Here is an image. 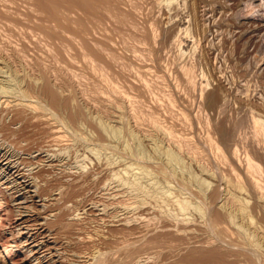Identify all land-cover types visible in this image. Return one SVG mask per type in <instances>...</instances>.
Segmentation results:
<instances>
[{
	"label": "rangeland",
	"instance_id": "1",
	"mask_svg": "<svg viewBox=\"0 0 264 264\" xmlns=\"http://www.w3.org/2000/svg\"><path fill=\"white\" fill-rule=\"evenodd\" d=\"M0 77L42 264H264V0H0Z\"/></svg>",
	"mask_w": 264,
	"mask_h": 264
},
{
	"label": "bare ground",
	"instance_id": "2",
	"mask_svg": "<svg viewBox=\"0 0 264 264\" xmlns=\"http://www.w3.org/2000/svg\"><path fill=\"white\" fill-rule=\"evenodd\" d=\"M214 7V6H213ZM213 10V9H212ZM215 13V12H214ZM220 13V12H219ZM222 14V13H221ZM212 18V17H211ZM222 18V16H221ZM217 19V18H216ZM220 20V19H219ZM223 21V20H222ZM217 22V21H216ZM215 22V23H216ZM221 23V21H220ZM223 23V22H222ZM217 24V23H216ZM211 25V24H210ZM220 26V25H219ZM216 28V27H215ZM252 29V28H251ZM229 30V29H228ZM209 31V30H208ZM248 31V30H247ZM219 33V32H218ZM217 33V34H218ZM177 37V36H176ZM224 37V36H223ZM225 38V37H224ZM207 40V39H206ZM221 40V39H219ZM173 41V40H172ZM209 41V40H208ZM212 42V41H211ZM216 42V41H215ZM223 42V41H222ZM180 44V43H179ZM216 44V43H215ZM223 45V44H222ZM213 47V46H212ZM214 48V47H213ZM212 48V49H213ZM179 50V49H178ZM220 51V50H219ZM216 57V55H215ZM223 57V56H222ZM220 58V57H219ZM229 58V57H228ZM224 59V57H223ZM217 61V60H216ZM228 61V60H227ZM226 61V62H227ZM231 64V63H230ZM234 65V64H233ZM239 65V64H236ZM222 67V66H221ZM227 68V67H226ZM228 70V69H227ZM186 71V70H185ZM230 73V72H229ZM235 73V72H234ZM235 77V76H234ZM1 78V77H0ZM192 79V78H191ZM14 80V79H13ZM241 80V79H240ZM1 81V80H0ZM8 81V80H7ZM194 83V81H193ZM244 83V82H243ZM30 84V83H29ZM34 84V83H33ZM8 85V84H7ZM20 85V84H19ZM39 85V84H38ZM6 86V85H5ZM15 87V85H14ZM36 86H34L35 88ZM42 87V86H41ZM221 87V86H220ZM246 87V86H245ZM234 88V87H233ZM247 88V87H246ZM249 88V87H248ZM247 88V89H248ZM44 89V88H43ZM224 90V89H223ZM214 91V90H213ZM232 91V90H231ZM22 92V91H21ZM227 92V90H226ZM230 92V90H229ZM34 93V92H33ZM213 93V92H212ZM244 93V92H243ZM242 93V94H243ZM231 94V93H230ZM229 94V95H230ZM233 94V93H232ZM249 94V93H248ZM43 95V94H42ZM218 95V94H217ZM245 95V94H244ZM243 95V96H244ZM7 96V95H4ZM15 96V95H14ZM23 96V94H22ZM40 96V94H39ZM19 97V96H18ZM24 97V96H23ZM27 96H25L26 98ZM248 97V96H247ZM22 98L24 102V100H26L23 104L27 107L26 109H29L31 111V117H37L39 119H43L44 122L47 124L48 132L50 133L48 136H51L50 139H52V141L54 142H59L64 140L65 142V137L66 133L64 134V132L62 131V127L58 124V118L57 115L55 116V113L53 111H51L48 107H46V104L42 103V101L36 97V96H32L31 98ZM215 98V97H214ZM222 98V96H221ZM220 98V99H221ZM46 99V98H45ZM213 99V98H212ZM218 99V98H216ZM19 100V99H18ZM2 101L4 102V104L6 105V107H13L17 101L14 103V99L12 98H5L4 100L2 99ZM209 101V100H208ZM207 101V102H208ZM20 102V103H21ZM45 102V101H44ZM212 102V100H211ZM214 102V101H213ZM218 102V101H217ZM216 102V103H217ZM50 103V102H49ZM52 103V101H51ZM215 103V104H216ZM52 105V104H51ZM21 106V105H20ZM57 106V105H56ZM214 106V105H213ZM53 107V106H52ZM55 107V106H54ZM19 108V107H18ZM16 109V107H15ZM25 109V108H23ZM56 109V108H55ZM58 109V108H57ZM6 110V109H5ZM8 111H10V108L8 109ZM12 112H14L15 110H12ZM29 111V112H30ZM19 112V110H18ZM22 112V114H18V116L16 118L19 117V115L21 116L20 119H25L26 117V110H22L20 111ZM29 112L27 113V115L29 114ZM8 113V112H7ZM10 113V112H9ZM25 113V114H24ZM250 113V112H249ZM16 115V114H14ZM58 115H60L58 113ZM250 115V114H249ZM250 117V116H249ZM4 118V117H3ZM39 119V120H40ZM62 119V118H61ZM251 118H249L250 121ZM4 120V119H3ZM26 119L24 122H28ZM35 121H37L36 119H34ZM2 121V120H1ZM38 122V121H37ZM238 122V121H237ZM251 122V121H250ZM4 123V122H2ZM13 123V122H12ZM254 123V122H253ZM5 125V124H4ZM21 125V124H20ZM241 126V125H240ZM254 126V125H251ZM257 126V125H256ZM30 127V126H29ZM236 127V126H235ZM243 127V126H242ZM258 127V126H257ZM1 128V126H0ZM44 128V127H42ZM2 129V128H1ZM9 129V128H8ZM17 129V128H16ZM253 129V127H252ZM257 129V128H256ZM259 130L260 127L258 128ZM7 130V129H6ZM31 130V129H30ZM36 130V129H35ZM258 130V131H259ZM9 131V130H8ZM45 131V130H44ZM11 132V131H10ZM41 132V131H39ZM257 132V131H256ZM1 133V132H0ZM4 134V133H3ZM9 134V133H8ZM11 134V133H10ZM13 134V133H12ZM40 134V133H39ZM69 134V133H68ZM256 135V134H255ZM29 136V135H28ZM259 137V136H258ZM1 138V137H0ZM67 139V138H66ZM6 140V139H5ZM12 141V139H11ZM67 141V140H66ZM2 141H0L1 143ZM17 142V141H16ZM18 143V142H17ZM29 143V142H28ZM61 143V142H60ZM4 144V143H3ZM2 144V145H3ZM43 144V143H42ZM68 144V143H67ZM5 145V144H4ZM65 145V144H64ZM14 146V145H13ZM21 146V145H20ZM49 146V145H48ZM53 146V144H52ZM68 146V145H67ZM66 146V147H67ZM7 147V146H6ZM65 147V146H64ZM5 148V147H4ZM4 148H2V150L0 149V247H1V252L4 253V257L6 259V261L8 262V264H42V260L43 258L51 257L52 251H48L47 249H45V241L43 238L42 234V229L41 226H39V223H37V219H38V215L36 213V211L34 209H32V197L34 195L30 194L32 191H34V189H32V187L36 186L35 183V178L37 176V171H27L28 169H25V167L22 166L23 163L25 162H20V161H16L14 159H12V157L10 156V154H8V151H6ZM17 148V147H16ZM9 149V148H8ZM28 149V148H27ZM52 149V148H51ZM25 150V149H24ZM44 150V149H43ZM57 150V149H56ZM23 151V150H22ZM41 151V149H40ZM50 151V150H49ZM10 152V151H9ZM13 154V153H12ZM57 155V154H56ZM68 155V154H67ZM31 156V155H30ZM51 156V155H50ZM25 157V156H24ZM45 159V158H44ZM65 159V158H64ZM28 164V163H26ZM32 164V163H31ZM30 164V165H31ZM34 164V163H33ZM38 166V165H37ZM72 166V165H71ZM32 168V167H31ZM30 168V169H31ZM60 168V167H59ZM58 168V169H59ZM41 169V168H40ZM45 170V168H44ZM66 173V172H65ZM68 173V172H67ZM73 174V173H72ZM53 175V174H52ZM69 175V174H68ZM86 178V177H85ZM52 179V177H51ZM76 179V178H75ZM83 179V178H82ZM46 181H50L48 179H45ZM66 180V179H65ZM53 181V180H52ZM57 181V180H56ZM78 182V181H77ZM93 182V181H92ZM57 183V182H56ZM87 183V182H86ZM41 184V183H40ZM85 184V183H84ZM89 184V183H88ZM92 184V183H91ZM78 185V184H77ZM39 185L37 184V187ZM46 186V185H45ZM76 186V184H75ZM80 186V185H79ZM90 186V185H89ZM41 186H39V189H37L38 194L40 195L42 193V191H46L45 188H40ZM44 187V186H43ZM67 188V187H66ZM73 188V186H72ZM81 188V187H80ZM85 188V187H84ZM57 189L60 191L59 193H62L63 189H64V185L59 183L57 184ZM40 190V191H39ZM83 191V190H82ZM77 192V190H76ZM73 194V193H72ZM76 194V193H75ZM38 195V196H39ZM80 195V194H79ZM49 196V195H48ZM53 196V195H52ZM75 196V195H74ZM72 197V196H71ZM82 198V197H81ZM63 199V198H62ZM39 200V199H38ZM49 200V199H48ZM67 201V200H66ZM80 201V200H79ZM85 201V199H84ZM94 201V200H93ZM98 201V200H97ZM103 202V201H102ZM58 203V202H57ZM67 203V202H66ZM88 203V202H87ZM96 203V202H95ZM107 203V202H106ZM60 204V203H59ZM70 204V203H69ZM80 204V203H79ZM58 205V204H57ZM104 205V204H103ZM108 205V204H107ZM113 205V204H112ZM91 206V205H90ZM70 208V207H69ZM48 209V208H47ZM68 209V208H67ZM70 210V209H68ZM76 210V209H75ZM41 212V211H40ZM87 212V211H86ZM60 213V212H59ZM71 213V212H70ZM97 214V213H96ZM41 215V214H40ZM48 215V214H47ZM62 215V214H61ZM57 216V215H56ZM63 216V215H62ZM85 216V215H84ZM115 216V215H114ZM87 217V215H86ZM117 217V216H116ZM98 218V217H95ZM100 218V217H99ZM48 219V218H47ZM84 219V218H83ZM94 219V218H93ZM104 219V218H103ZM59 221V219H58ZM94 221V220H93ZM97 222V221H96ZM63 223V222H61ZM94 223V222H93ZM105 223V222H104ZM43 224V223H41ZM81 224V223H80ZM98 224V223H97ZM60 225V224H59ZM106 225V224H105ZM45 226V225H44ZM63 226V225H62ZM60 226V227H62ZM72 226V225H71ZM70 226V227H71ZM79 226V225H78ZM96 227V226H95ZM73 228V227H72ZM87 228V227H86ZM99 228V227H98ZM79 229V228H78ZM116 229L119 228H115V232ZM73 230V229H72ZM82 230V228H81ZM94 230V229H93ZM79 231V230H78ZM77 231V232H78ZM111 231V230H110ZM71 232V231H70ZM119 232V230H118ZM117 232V233H118ZM121 232V231H120ZM49 233V232H48ZM59 233V232H58ZM62 233V232H61ZM68 233V232H66ZM103 234H105L104 232H102ZM101 233V234H102ZM116 233V234H117ZM63 234V233H62ZM74 234V233H73ZM110 234V233H109ZM108 234V235H109ZM75 235V234H74ZM81 235V234H78ZM85 235V234H84ZM115 235V234H114ZM56 236V235H55ZM68 236V235H67ZM91 236V235H89ZM120 236V235H119ZM83 237V236H82ZM81 237V239H82ZM113 237V236H112ZM65 238V237H64ZM73 238V237H71ZM57 239V238H56ZM63 239V238H62ZM123 239V238H122ZM74 240V238H73ZM111 240V239H110ZM117 240V238H116ZM115 240V241H116ZM120 240V239H119ZM81 241V240H80ZM95 241V240H94ZM105 241V240H104ZM113 241V240H112ZM111 241V242H112ZM114 241V242H115ZM113 242V243H114ZM60 243V242H59ZM73 243V242H72ZM83 243V242H82ZM104 243V242H103ZM118 243V242H117ZM92 244V243H91ZM94 244V243H93ZM92 244V245H93ZM112 244V243H111ZM110 244V245H111ZM57 245V244H56ZM98 245V244H97ZM102 245V244H101ZM109 245V244H108ZM105 245V246H108ZM117 245V244H116ZM120 245V244H118ZM75 246V245H74ZM84 246V244H83ZM53 247V246H52ZM56 246H54L55 248ZM76 247V246H75ZM118 247V246H117ZM101 248V247H100ZM99 248V249H100ZM77 249V247H76ZM83 249V248H82ZM95 249V248H94ZM51 250V249H50ZM75 250V249H74ZM79 250V248H78ZM96 251V250H95ZM121 251L122 250H118ZM74 252V251H73ZM76 252V251H75ZM94 252V251H93ZM73 254V253H71ZM99 254V253H98ZM96 256H99V255ZM95 255V254H94ZM102 255V254H101ZM111 255V254H110ZM109 255V256H110ZM119 255H121L119 253ZM71 256V255H70ZM90 256V255H89ZM95 256V258H96ZM113 256V255H112ZM122 256V255H121ZM76 257V256H75ZM100 257V256H99ZM92 258V256H91ZM109 258V257H108ZM101 259V257H100ZM98 258L99 261H102L103 259L100 260ZM117 259V258H116ZM115 259V260H116ZM57 260V259H56ZM77 260V259H76ZM97 261L96 264H104V262H100ZM112 261V259H110ZM114 260V259H113ZM104 261V260H103ZM91 262V261H90ZM94 262V261H93ZM92 262V263H93ZM88 263V262H87ZM94 263V264H95ZM86 264V263H85Z\"/></svg>",
	"mask_w": 264,
	"mask_h": 264
}]
</instances>
